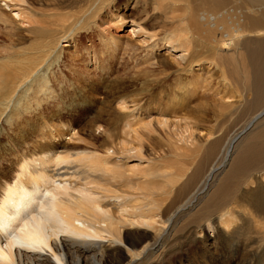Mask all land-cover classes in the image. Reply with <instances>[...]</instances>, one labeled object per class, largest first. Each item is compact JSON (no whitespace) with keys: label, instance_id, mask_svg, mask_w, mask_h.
I'll return each mask as SVG.
<instances>
[{"label":"bare ground","instance_id":"6f19581e","mask_svg":"<svg viewBox=\"0 0 264 264\" xmlns=\"http://www.w3.org/2000/svg\"><path fill=\"white\" fill-rule=\"evenodd\" d=\"M140 3L141 15L122 14ZM13 5L23 8L6 15L2 7ZM49 10L50 22L41 26L29 0H0L11 49L0 51V116L8 124L17 120L7 136L10 153L0 156V208L10 221L0 220V264H187L173 259L177 245L191 254L190 264H214L220 240L231 243V264H256L255 256L264 254V110L239 133L217 139L212 131L197 133L202 123L196 117H170L183 112L188 82L175 81L165 97L152 94L148 81L129 91L103 86L105 80L56 95L48 72L60 59L59 44L66 40L67 47L92 23L109 42L130 28L128 38L165 51L182 72L203 63L218 69L225 83L234 80L230 86L243 101L232 112L244 119L264 106V0H82L64 15ZM24 14L37 26L29 37L33 29H26L29 39L22 41L24 32L10 25ZM101 15L110 20L99 27ZM97 100L106 110L114 103L124 115L114 121L103 118L105 109L96 112L103 123H92L89 135L103 128L101 147L61 141L68 134L63 128H71L61 116ZM154 104L156 121H135L133 112H123H147ZM32 114L40 118L36 126L24 119ZM155 128L175 132L171 156L178 165L149 164L154 171L137 172L126 161L149 162L138 140ZM176 193L186 196L178 200ZM18 232L21 239L14 238Z\"/></svg>","mask_w":264,"mask_h":264},{"label":"rangeland","instance_id":"374dc122","mask_svg":"<svg viewBox=\"0 0 264 264\" xmlns=\"http://www.w3.org/2000/svg\"><path fill=\"white\" fill-rule=\"evenodd\" d=\"M29 1L31 4H33L35 10L40 12V14H36L34 19L35 22L45 23L41 26L48 25L50 22L49 17L47 16V13L50 12L49 9L59 8L60 14L64 15L68 12L74 11L75 8H77L82 2V0ZM138 7H136L134 4H129L126 10H123L122 14L124 13L130 18H134L136 14L141 15L139 12H142L144 8L142 7L141 3ZM21 8L23 7L13 5L10 9L2 7V10L6 15L12 14L15 16L19 10H22ZM110 11L112 12V10ZM115 12L117 13L118 11L115 10ZM110 15H101L98 21V26L109 21ZM15 19L17 22H19L18 25L14 23L10 26H16L15 28L18 33L24 32L22 41L28 40L29 38L26 36L29 37L30 34L32 35L36 29L37 23L34 22L31 23L32 25H29V19L26 14L22 15V18ZM18 26H21L22 29H18ZM26 29L33 30H31L26 35ZM130 31V28H126L121 33L116 34L117 37H113V42L111 41V43L104 39L102 28H98L96 25L93 26L92 23L89 30H84L82 32L78 31L79 33L75 34L74 36L75 39L73 38L67 47H64L67 42H65L66 40H63V43L59 44L58 47V51L61 52L60 59L48 72L51 78L55 77L53 79V85L57 90L56 95L61 94L62 89L64 92H72V90L81 87V85L90 86L94 84H101L102 86V82L105 80L106 84L103 86H120L122 88H126V90L129 91L141 89L140 86L142 83L148 81L149 84H151V88L153 89L150 91L152 94H162L163 97H165L167 92L175 89V81L182 80L189 83L186 91L190 92V97L186 98V100H183V112H172L175 114L172 116L171 113L170 117L172 120L180 119L182 115L190 118L196 117V119L202 123V127L200 126V128H198L199 132L197 133H201L203 131L204 133L202 132L201 134L205 136L207 135V132L209 133L212 131L216 133L217 139L239 133L243 128H246V125L252 118L256 117L261 111L264 110L263 106L261 109L253 111L249 116L241 119L237 112H232L236 107V103L243 101V99H240L239 95H236V92L234 91L235 87L231 88V86H233L232 84L230 86V83H233L234 80L230 82V78L229 82L225 83L223 78H220L222 76L220 73H218V69L214 67L209 68L207 64L203 63L200 65L198 64L199 66H195V68H192L188 73L182 72L184 67L174 64L171 57L165 54V51L162 52L161 50L158 51L157 49L152 51L151 47L142 44V40L137 38L135 35H133L131 38H128ZM3 33V26L0 25V51H4L5 49L6 51L10 52V44ZM174 54L177 55L176 52ZM160 61H164L167 65H161ZM102 93L104 94V92ZM246 98L253 100L254 97L251 94H246ZM144 99L142 102L146 104L150 103L152 100L149 99V95ZM65 101L69 102V97H67ZM155 105L158 107V104H154L147 112L144 111L143 108L142 110H139V108H131L130 110L126 108L123 109V112L125 114L133 112L135 114L133 120L138 121L140 119H144L143 121L148 123L153 121V119L156 121L158 117L160 118V112L153 111V108H156ZM104 107L105 106L100 105L99 100H97L91 107H84L82 109H77L74 112L63 114L61 119L63 122L65 121L64 123L66 125H70L71 128H63L65 130L64 132H67L68 134L65 137L60 138L61 141L70 142L73 145L77 144V146L81 145L80 147H89L91 145L101 147L99 146L101 145L102 141L100 134L103 132V128H101L100 131L98 130L97 135L91 138L89 135V130L92 123L98 121L99 123H103L101 119L97 118L96 112H104ZM114 107V103H111V105L108 107L109 111L105 109L110 117L108 115H103V118H110L114 121L117 120V118H123L124 115H120V113H118ZM5 117L6 116L2 118L0 116V156L5 154V152H7V155L10 153L7 136L9 135L8 133L11 132L10 129L16 127L17 121L14 120L13 124H11L12 122L8 124ZM48 118L54 123H58L59 121V118L56 117ZM24 119H28L29 123L34 121V125L36 126L40 118L37 117L36 114H32L31 116H27ZM181 126L182 128H185L184 125ZM37 128L39 127L37 126ZM172 128L177 129L176 127L174 128V126H172ZM69 132H71L75 140L73 136L69 134ZM166 132L161 128H155L153 132H150L152 135H149V133L142 135V137H144V141L142 142L140 139L138 140V143L139 145H142L145 153L144 158L149 159V162L139 163L137 161L138 159L136 158L128 159L126 163L129 164L131 169L135 167L137 172L147 169L154 171V169L149 164L155 166V168L169 169L178 165L174 155L171 156V153L174 152L173 143L175 142V139H173L172 142V138L175 137V132ZM64 166L67 165L63 164L62 167ZM182 194L183 197H177V193L176 195L174 194L173 197L181 200L186 196V193ZM227 230H229V228ZM219 242L220 245L217 247V249L222 253H218L216 256V263L214 261V264H231L233 261L231 256L233 254L232 247L230 245L231 243L226 241L227 244H225L223 240H220ZM197 245L198 242L192 244L191 249L196 251L198 248ZM175 248L176 253L174 254L175 257H173V259L182 257L187 264H190L191 254H187L185 251H183L181 254V251H178V249H180L178 245L175 246ZM254 260L256 261V264H264V254H258V256H255Z\"/></svg>","mask_w":264,"mask_h":264},{"label":"clouds","instance_id":"9594fccd","mask_svg":"<svg viewBox=\"0 0 264 264\" xmlns=\"http://www.w3.org/2000/svg\"><path fill=\"white\" fill-rule=\"evenodd\" d=\"M11 199H12V197L9 196V199H8V201H6V203H10V202H11ZM40 212H41V209H40ZM34 216H35V215H32V216H31V219H33ZM31 219H30V220H31ZM0 220H4V221H6V222H10V221L8 220V217H7V215L5 214V211H4L3 208H0ZM14 238H15V239H21V237H20V235H19V232H18L17 236L14 237Z\"/></svg>","mask_w":264,"mask_h":264},{"label":"snow or ice","instance_id":"6c2138e0","mask_svg":"<svg viewBox=\"0 0 264 264\" xmlns=\"http://www.w3.org/2000/svg\"><path fill=\"white\" fill-rule=\"evenodd\" d=\"M43 247H47V245H42ZM0 253H2V249H0Z\"/></svg>","mask_w":264,"mask_h":264}]
</instances>
